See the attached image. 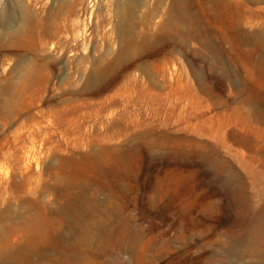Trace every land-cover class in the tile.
Listing matches in <instances>:
<instances>
[{
    "label": "rangeland",
    "instance_id": "1",
    "mask_svg": "<svg viewBox=\"0 0 264 264\" xmlns=\"http://www.w3.org/2000/svg\"><path fill=\"white\" fill-rule=\"evenodd\" d=\"M0 264H264V0H0Z\"/></svg>",
    "mask_w": 264,
    "mask_h": 264
}]
</instances>
